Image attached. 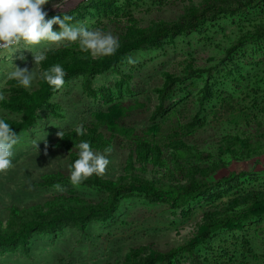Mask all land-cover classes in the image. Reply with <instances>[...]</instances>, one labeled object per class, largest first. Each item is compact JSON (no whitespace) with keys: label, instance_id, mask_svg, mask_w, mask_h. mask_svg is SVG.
Here are the masks:
<instances>
[{"label":"rangeland","instance_id":"374dc122","mask_svg":"<svg viewBox=\"0 0 264 264\" xmlns=\"http://www.w3.org/2000/svg\"><path fill=\"white\" fill-rule=\"evenodd\" d=\"M205 1L64 0L61 12L55 7L61 0L44 6L47 18L72 15L74 25L112 34L123 50L92 56L78 43L36 46L47 53L45 68L73 58L115 63L66 71L31 124L17 130L13 166L0 171V234L38 226L1 243L0 264H264V212H248L264 200V0H226L212 20L154 44H132ZM34 55L21 44L10 58L0 56V88L8 94L0 116L12 125L24 124L31 99L48 86L34 82L25 90L6 79L11 63L34 69ZM77 125L87 128L84 137L76 136ZM233 137L241 142L229 145ZM79 139L110 162L102 174L73 185ZM95 180L167 193L120 191L104 212L109 193ZM192 180L204 187L187 202L169 193ZM83 207L80 220L46 225ZM236 214L238 221L195 243L205 226Z\"/></svg>","mask_w":264,"mask_h":264},{"label":"clouds","instance_id":"9594fccd","mask_svg":"<svg viewBox=\"0 0 264 264\" xmlns=\"http://www.w3.org/2000/svg\"><path fill=\"white\" fill-rule=\"evenodd\" d=\"M63 2L64 0H61L55 7H62ZM48 3L49 0H0V56L10 58L21 44L35 51L34 69L11 63L6 72L7 80L15 81L16 86L25 90L31 89L34 82H44L54 89L65 83L66 69L62 63L43 67L47 53L36 47L41 42L62 44L64 47L78 43L82 51L92 56H109L119 47L118 39L110 33L99 28L90 29L83 23L74 25L72 15L65 13L63 16L54 15L47 18L48 13L44 6ZM54 24L60 25L59 31L53 29ZM7 98V92L0 88V103L5 102ZM74 131L77 137H84L87 128L77 125ZM18 141L17 130L7 118L0 116V171L13 166L14 146ZM76 148L79 150L77 158L70 165V181L73 185H79L94 173L102 174L110 162L108 156L94 149L88 139H79ZM56 187L62 188L60 184Z\"/></svg>","mask_w":264,"mask_h":264},{"label":"trees","instance_id":"16d2710c","mask_svg":"<svg viewBox=\"0 0 264 264\" xmlns=\"http://www.w3.org/2000/svg\"><path fill=\"white\" fill-rule=\"evenodd\" d=\"M226 0H206L205 3L198 5V6H191L187 9L185 14L180 16L177 21L173 22H165L162 24H158L157 27L150 31H143L142 34L138 35V39H134L132 41L133 46H141V45H150L154 44L156 41L159 40L160 37L168 35V34H179L185 30H188L192 27H196L197 25L205 22V20H212L216 18V16L226 10L225 7L222 6V3ZM61 8L58 10L61 12ZM125 47V46H124ZM119 52L123 50V45L119 47ZM117 56V55H116ZM115 61L113 57H102L95 61H90L87 59H80V58H73L69 63L64 64L66 71L73 70V67L80 68L83 70H92L97 67V70L107 66L108 64H113ZM52 87L44 86L43 89L41 88L37 91L35 96L31 99V104L27 106L26 113H25V120L24 124H13L12 126L18 130L23 126H27L31 124V120L35 115V111L40 109L44 100L48 97L49 91ZM241 142V140L237 137H233L229 139V145L233 143ZM180 143H175L174 148L181 147ZM251 148V147H250ZM147 157H145L146 159ZM96 186L105 189L109 193V198L107 199L103 211L109 212L114 206V202L116 199L117 194L120 191H133L145 194H164L167 193L165 190L158 188L156 186H148L143 184H129L125 186H115L108 182H104L101 180H95L93 182ZM204 187V184H198L197 181L192 180L187 186H180V187H171V191L169 193H176L177 200L181 203H185L188 200L194 198L201 189ZM248 212L251 214H258L260 212H264V200L254 203ZM85 215L84 207L79 208V210L75 211L72 208H68L65 211L59 213V215H55V217L46 223L48 226H54L56 222L60 219H67V220H80ZM240 218L239 215L228 216L225 221L217 220V224L213 227L210 225L205 226L199 236L196 238L195 243L200 239L206 237L211 230L221 226V224H228L231 222H236ZM38 225L35 223H29L22 227V229L13 234H0V244L4 242H13L15 239H23L27 235L28 231L37 227ZM151 259H147L144 261V264L148 263Z\"/></svg>","mask_w":264,"mask_h":264},{"label":"crops","instance_id":"0c3cea01","mask_svg":"<svg viewBox=\"0 0 264 264\" xmlns=\"http://www.w3.org/2000/svg\"><path fill=\"white\" fill-rule=\"evenodd\" d=\"M260 158V157H259ZM260 159H262L263 160V162H264V156H262ZM254 165V161H252V166ZM252 168V167H251Z\"/></svg>","mask_w":264,"mask_h":264}]
</instances>
